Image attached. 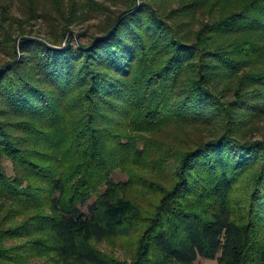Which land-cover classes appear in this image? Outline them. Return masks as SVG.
<instances>
[{"label": "trees", "instance_id": "trees-1", "mask_svg": "<svg viewBox=\"0 0 264 264\" xmlns=\"http://www.w3.org/2000/svg\"><path fill=\"white\" fill-rule=\"evenodd\" d=\"M17 1L0 264H264V0Z\"/></svg>", "mask_w": 264, "mask_h": 264}, {"label": "rangeland", "instance_id": "rangeland-1", "mask_svg": "<svg viewBox=\"0 0 264 264\" xmlns=\"http://www.w3.org/2000/svg\"><path fill=\"white\" fill-rule=\"evenodd\" d=\"M138 1H140V0H138ZM18 3L19 2L17 0H14V5L12 6L11 9H12L13 13L18 14V16H19V14H21V13H20ZM32 23L35 24L34 28H35L36 33H40L41 36H44V31L41 30V32H38V30H37L40 28V25H41L40 21L36 20L35 22H32ZM97 23H98V18L96 16H94L92 18L87 17L81 23H74L71 28L73 29L74 34H77L79 32H83L87 29H90L89 35H92V33L97 31V29H96ZM89 37L90 36L82 37L81 40L83 42H86V41H88ZM18 53H19V55H21L22 51L20 49H18ZM4 59H8V57L5 55L4 52L0 51V62L4 61ZM6 165H7V169L10 171L11 170L10 162H6ZM113 179L116 181L126 179V174L120 172L119 170H116V172L113 175ZM90 202H91V200H89L84 206H82V208L84 210H87V206ZM99 246L103 250H106L108 252H113L115 255L121 257L122 259H129V256L127 253L128 250L121 245V242L109 243V242L105 241V242H101L99 244ZM194 264H218V262L216 259H210V258H205V257L200 256L194 262Z\"/></svg>", "mask_w": 264, "mask_h": 264}]
</instances>
